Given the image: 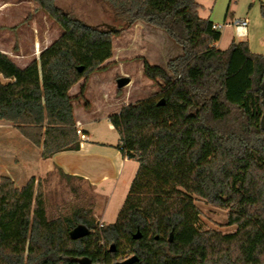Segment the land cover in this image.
Instances as JSON below:
<instances>
[{"label":"trees","instance_id":"1","mask_svg":"<svg viewBox=\"0 0 264 264\" xmlns=\"http://www.w3.org/2000/svg\"><path fill=\"white\" fill-rule=\"evenodd\" d=\"M103 1L116 24L91 25L55 0H32L62 33L24 68L0 51V119L44 159L79 149L74 101L88 103L87 77L106 67L112 36L136 23L159 29L180 52L165 66L141 58L156 91L109 116L137 171L107 224L80 206L49 217L39 182L18 188L0 176V264H113L131 255V264H264V54L246 40L217 48L221 30L199 16L197 0ZM259 11L264 18V1ZM195 197L227 209L235 231L200 229ZM78 224L90 232L71 239Z\"/></svg>","mask_w":264,"mask_h":264},{"label":"rangeland","instance_id":"2","mask_svg":"<svg viewBox=\"0 0 264 264\" xmlns=\"http://www.w3.org/2000/svg\"><path fill=\"white\" fill-rule=\"evenodd\" d=\"M11 1L14 3L19 2V0ZM55 1L60 7L70 11L74 16L88 24H116L107 4L103 0ZM197 2L200 5L198 9L199 16L210 18L218 24H223L225 21L232 22L235 18L246 16L249 19V34L245 40L251 42L254 50L264 54V18L259 11L260 0H197ZM9 12L11 10H7L8 14L6 16H10L11 13ZM14 13L15 15L5 22L16 26L23 23L22 16L18 15L17 12ZM225 15L226 19L224 20ZM36 21L34 27H36L37 33L34 34H38L36 36H38L39 41L41 38V47L44 44L53 42L62 33V29L48 16H43L41 12ZM220 30L223 37L217 42V46L223 49L228 46L234 28L229 24ZM121 51H123L122 54H120ZM179 52L180 47L165 36L163 32L157 31L156 28L143 23L125 27L119 35L112 36V56L118 57L121 64L118 61L110 60L105 63L106 67L104 69L95 71L87 77V84L89 85L87 99L101 114L106 111L111 114L116 113L120 106L145 98L157 89L155 83L142 75L141 58L147 59L152 64L165 66L167 61ZM121 76H128L130 80L120 91H117L116 79ZM82 101L78 100L79 105L84 103ZM93 134L103 136V138L109 140L116 137L115 132L108 129L105 119L95 124ZM63 182L64 179L58 172L48 173L39 179L44 194L47 215L49 217L67 215L77 206L91 210L94 195L78 184L73 183L72 186L67 185L66 187ZM16 187L20 188L21 186ZM195 204L200 210L198 221L200 229H214L222 233L235 231V225L226 224L227 209L212 205L199 197H195ZM115 205L116 203H113L114 207Z\"/></svg>","mask_w":264,"mask_h":264},{"label":"crops","instance_id":"3","mask_svg":"<svg viewBox=\"0 0 264 264\" xmlns=\"http://www.w3.org/2000/svg\"><path fill=\"white\" fill-rule=\"evenodd\" d=\"M7 10H11L10 16H6ZM14 12L21 15L22 19H25L28 13L30 16L20 25L12 24V26L5 21L11 19L15 15ZM40 12L47 17L43 11H33L32 0H19L17 3L11 0H0V51L20 68H24L33 59L38 60L40 51L50 44L49 42L41 47V38L39 41L36 36L38 34H34L37 33L34 25ZM156 30L162 32L159 29ZM248 34V27L247 35L243 38L233 33L228 45L235 38L245 40ZM221 37H223L222 32ZM217 42L215 46L219 48ZM248 45L252 52L261 53L252 48L249 40ZM122 53L123 51L120 54ZM110 60L121 64L118 57L111 56L106 62ZM1 80L6 81L3 78ZM80 83L81 81L70 87L68 92L71 96L78 92ZM88 94L89 85L87 84L85 98L88 103L79 105L77 100L74 101L73 108L76 126L79 125L84 131L86 139L80 143L79 149L62 150L49 158H42L41 148L26 139L12 123L0 119V176H8L16 186H22L32 177L37 183L48 173L58 172L64 179L63 185L66 187L73 183L78 184L94 195L91 205L92 215L96 221L107 224L115 221L137 171L138 163L134 159L125 157L117 148L120 140L118 132L109 120L111 113L109 111L104 114L99 113L87 99ZM102 119H105L108 129L115 132L116 137L113 140L93 134L95 124L100 123ZM113 203H116L115 207Z\"/></svg>","mask_w":264,"mask_h":264},{"label":"water","instance_id":"4","mask_svg":"<svg viewBox=\"0 0 264 264\" xmlns=\"http://www.w3.org/2000/svg\"><path fill=\"white\" fill-rule=\"evenodd\" d=\"M111 29H113V27H111ZM79 70H81L82 68L79 67ZM129 77L128 76H121L118 77L116 79V86L117 88H121L123 86H125L128 82H129ZM261 103L263 106V113L262 116L260 118V127L261 129L264 130V79L261 83ZM90 231L87 229V227L83 224H78L77 226H75L69 233V236L71 239H77L80 237H83L85 235H87ZM140 237L139 231H136V233L133 235V238H138ZM113 248V246H111ZM80 264H99V263H93L90 261V259L88 257H82L79 259H76ZM134 260H136V256L135 255H131L128 258L115 262L113 264H131Z\"/></svg>","mask_w":264,"mask_h":264},{"label":"built area","instance_id":"5","mask_svg":"<svg viewBox=\"0 0 264 264\" xmlns=\"http://www.w3.org/2000/svg\"><path fill=\"white\" fill-rule=\"evenodd\" d=\"M231 24L234 28V33L237 37L243 38L247 35V27H248V18L246 17H241V18H236L232 22H224L223 24H218V23H213L212 28L214 29H221L225 25ZM76 133L78 135V139L80 143L86 139V135L84 131L77 125L76 127ZM101 224V223H100Z\"/></svg>","mask_w":264,"mask_h":264}]
</instances>
